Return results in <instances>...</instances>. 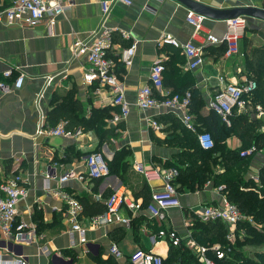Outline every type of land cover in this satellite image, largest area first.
I'll return each mask as SVG.
<instances>
[{
    "label": "crops",
    "instance_id": "1",
    "mask_svg": "<svg viewBox=\"0 0 264 264\" xmlns=\"http://www.w3.org/2000/svg\"><path fill=\"white\" fill-rule=\"evenodd\" d=\"M103 1L107 0H75V6L63 13L50 31L44 26L26 29L0 24V76L8 70L15 75H24L21 89L0 97L2 174L6 178L14 175L21 177L27 195L17 205L16 219L33 225L44 236L39 245L8 244V252H0L3 259L21 257L28 264H97L98 259L111 258L115 264H130L129 256L140 249L165 260L170 248L169 233L180 239L188 260H191L189 255L197 259L196 249L203 245L198 243L195 234L202 229V224L208 223L200 219L199 213L204 206L219 205L224 195L217 191L224 186L222 178L217 176L214 178L220 180L208 179L193 188L183 186L179 189V185L174 184L180 207L168 209L165 220L158 221L151 217L146 207L151 195L161 190L162 182H147L135 172L134 165L141 163L147 169L155 166L171 170L175 174L174 180L177 178V166L181 165L179 158H192L191 150L183 147V130L197 142V134L206 130L203 120L212 113L217 115L208 104L223 86L219 78L240 83L250 74L246 69L247 62L253 60L257 51L264 50V21L244 17L245 27L238 43V56L227 59L222 45H207L204 47L203 66L188 70V60L180 50L160 44L163 36L169 35L180 44L192 42L202 46L207 34L221 38L226 32L227 21L205 18L201 30L196 32L185 19L186 13L191 10L177 0H131V5H114L105 22V27L112 32L109 57L115 60L116 65L119 64L116 73L125 90L129 114L125 120L112 125L109 121L118 108L112 106L109 90L98 82L85 84L83 76L88 69L87 63L84 58L75 56L73 49L74 42L86 40L98 28L100 3ZM193 1L222 11L248 7L264 9V0ZM9 3L10 0H0V10ZM133 44L132 64L125 68L118 59L120 53ZM173 52H178L180 56L170 65L178 74L174 79L182 80L184 74L189 76L186 84L182 86L181 83V89L190 94V112L197 132L187 130L172 112L159 109L141 111L136 106L137 92L150 84L152 64L161 59L165 67V63L172 61ZM49 77L53 81L47 87L45 79ZM164 88L172 93L177 91L168 85ZM262 91L264 94V88ZM39 95L42 96L37 102ZM65 95H71L79 103L80 115L86 120L92 117L93 111L108 115L103 119L107 135H100L96 128L86 131L77 128L81 136L75 139L36 136L35 130L41 118L47 125L55 126L49 121L48 114L57 104V99ZM153 96L161 98L155 91ZM191 98L194 102L192 109ZM259 103L254 95L243 108L234 109L229 118L230 124L223 122L218 115L216 117L221 135L219 145L229 153L237 152L243 146L240 137L228 133L234 119L260 122L256 130V151L244 159L247 171L241 173L240 189L257 194L261 199V191L264 190L261 178L264 168V119L257 117L255 106ZM151 120L158 124L160 130L149 125ZM94 151H101L108 161L110 171L107 176L84 182L76 179L64 183L60 181L69 172L84 176V157ZM186 152H189L188 156ZM182 154L185 156L182 157ZM172 164L173 167L168 166ZM212 170L215 175L223 179L226 177L221 165L212 167ZM60 192L70 195L80 204L82 209L78 221L85 230L83 236L71 230L66 204L57 195ZM114 192H124L129 199L140 203L141 209L134 212L124 206L121 208V213L130 219L128 227L121 224L94 227L90 219L101 214L96 213L99 210L96 206L101 205L104 209L105 199ZM243 217L233 227L223 223L226 241L244 258L254 259L256 254L264 253V247L245 244L243 238L250 229L251 238L261 239L264 221L249 215ZM112 244L118 247L121 258L116 259L109 253ZM214 245L219 244L204 247Z\"/></svg>",
    "mask_w": 264,
    "mask_h": 264
},
{
    "label": "built area",
    "instance_id": "2",
    "mask_svg": "<svg viewBox=\"0 0 264 264\" xmlns=\"http://www.w3.org/2000/svg\"><path fill=\"white\" fill-rule=\"evenodd\" d=\"M116 4L131 5V0H107L100 3V24L88 38L84 41H76L73 44L75 56L85 59L88 69L83 79L85 84L91 85L98 82L100 86L107 88L111 95V104L118 108L109 123L118 124L125 120L129 114V104L125 100L124 87L119 81L116 73V62L109 57L112 48L111 30L105 27L107 17ZM75 6V0H10L7 7L0 10V24L5 27L18 26L31 29L44 26L49 31L55 27L57 19L66 11ZM186 22L199 32L205 21V17L196 14L193 11L186 13ZM226 32L221 38L207 34L205 43L202 46L195 45L192 42L180 44L169 35L163 36L160 44L172 46L187 58L188 70H195L204 64V47L207 45H225L224 57L229 59L239 54V40L243 35L245 27V18L238 17L228 20ZM135 53V44L123 50L120 53L118 62L123 67H129L132 64V57ZM164 66L161 59L156 60L149 71V86L140 89L137 92L136 106L141 111L149 109L167 110L178 116L184 127L197 132L193 123V117L190 112V94L172 93L163 86ZM53 81L52 77L45 79V85L48 87ZM220 87L215 96L210 100L208 107L213 110L223 122L230 124V116L234 109L243 108L247 101L258 89V84L254 79L245 77L240 83L226 82L224 77L219 78ZM24 75L13 74L11 71H5L0 76V97L22 88ZM157 92L161 98H155L153 93ZM42 95H39L38 100ZM255 110L258 118L264 119L262 106L256 105ZM149 125L155 130H160L158 124L149 121ZM36 136L44 138L61 137L65 139H75L81 136L79 130L70 131L65 128L64 123H59L52 128L41 118L36 130ZM198 146L208 151L213 149L214 141L210 133L201 131L197 134ZM256 151L254 146L240 152V157L252 156ZM86 174L84 176L75 175L69 172L60 179L62 183L76 179L79 182L86 180H96L109 174L108 161L101 151H94L84 157ZM134 170L141 175L147 182L161 181V190L151 195V200L146 207L151 217L158 221L166 218V211L171 208H179L180 202L178 192L173 184L175 174L171 170H164L159 167L150 169L145 168L141 163H135ZM224 187H219L217 191L222 193ZM27 195V190L22 186V179L19 175L6 178L2 174V165L0 163V243L15 244L19 246H32L42 238L37 229L31 224L18 222L17 205L19 201ZM66 204V211L71 219V230L77 232L80 236L85 233L84 228L79 225L78 217L81 213V206L70 195L65 192L57 194ZM105 211L90 219L94 227L101 228L112 224H121L128 227L130 219L121 213L124 206L127 210L138 211L141 204L131 201L124 192H114L104 202ZM199 217L203 222L220 221L227 226L233 227L243 220V214L239 208L231 203L226 196H221V201L217 206H204ZM168 237L173 246H177L180 239L174 234L169 233ZM0 252L7 253L8 250L0 245ZM109 253L116 259L121 258L122 254L116 244H112ZM211 253L214 257H210ZM198 264H217L216 260H229L233 254V246L214 245L210 248L199 246L196 249ZM130 264H163L162 258L152 252L136 250L129 256ZM0 264H28L21 257L13 259H3L0 255ZM234 264H242L238 261Z\"/></svg>",
    "mask_w": 264,
    "mask_h": 264
},
{
    "label": "trees",
    "instance_id": "3",
    "mask_svg": "<svg viewBox=\"0 0 264 264\" xmlns=\"http://www.w3.org/2000/svg\"><path fill=\"white\" fill-rule=\"evenodd\" d=\"M223 53L226 50L225 45H222ZM175 60H179L180 56L178 52H173L172 61L165 63L164 72H163V86H171L177 89L174 90V93H184L185 89L182 90L181 87L186 84L189 80V76L184 74L182 76V81L180 79H174L175 75H178L175 71V68L170 66L171 63ZM119 64L116 65L118 68ZM246 69L250 71V74L247 75L248 78L254 79L258 84V89L255 91L253 96H257V101L262 104L264 108V94L262 89L264 88V50L257 51L251 62H247ZM174 79V80H173ZM183 82V83H182ZM167 83V85H166ZM182 83V86H181ZM57 104H55L48 114L49 121L53 122L55 125L60 121H66L65 126L68 130L74 131L77 128H81L86 131L89 129L96 128L100 135L106 136L108 129L104 130L103 119L108 117V115H103L99 111H93V115L90 119H85L80 115L79 103L72 99L71 95H65L59 97ZM194 102L191 98V109ZM217 115L214 113L210 117L205 118L203 122L206 125V130L211 134L214 147L211 150L204 151L199 146L198 143L193 140V137L189 135L185 130H183L185 137L183 136V147L187 150H191L190 156L192 158H179L181 165L177 166L178 176L173 181V184L179 185V189L183 186L193 188L195 186H200L204 184L208 179H215L214 176L222 178L224 189L222 193L227 197V199L235 204L243 215H249L253 219H261L264 221V190L261 191L263 198H259L257 194L252 192L245 193L240 189V184L242 182L241 173L247 171L246 164L244 159L240 158V152L243 149H248L251 146H256L258 134L256 133L257 128L260 125V122L250 121L246 119V122H242V119L237 118L233 121V126L228 130V133H234L243 141L242 148L234 153L226 152L222 146L219 145L220 136L218 131V120ZM98 126V128H97ZM181 141V140H180ZM186 156L189 155V152H186ZM88 155V154H87ZM182 157L185 154L181 155ZM109 165V164H108ZM182 165H185L181 167ZM221 165L224 168V174L226 177L223 179L222 176L215 175L212 170V167ZM110 166V165H109ZM172 166V165H168ZM165 165L166 168H169ZM261 178L264 181V168L261 170ZM220 178L215 179L214 181L220 180ZM99 180V179H96ZM98 205V204H97ZM96 206L99 210L96 211L103 213L104 209ZM86 213V212H84ZM90 213V212H89ZM91 214V213H90ZM220 221L208 222L202 224L200 231L195 234L196 240L203 246L212 245L213 243H218L220 246H226L229 243L226 241V230L223 227L224 224ZM242 224V223H240ZM251 230L247 229L245 233L244 242L245 244L250 245H261L264 247V232H262L261 239L251 238ZM186 250L182 246L180 241L177 246H173L170 242L169 254L168 257L163 261V264H197V259L194 256L189 255L191 260H188L186 257ZM189 254V253H188ZM210 257H214L211 253H208ZM257 258L249 259L244 258L241 254L236 251V248L233 247V254L229 260L221 261L216 260L217 264H234L235 262H242V264H264V253L256 255ZM193 259V261H192ZM261 259V262L258 260ZM97 264H115L108 258L107 260L96 261Z\"/></svg>",
    "mask_w": 264,
    "mask_h": 264
},
{
    "label": "water",
    "instance_id": "4",
    "mask_svg": "<svg viewBox=\"0 0 264 264\" xmlns=\"http://www.w3.org/2000/svg\"><path fill=\"white\" fill-rule=\"evenodd\" d=\"M187 9L207 19L228 21L238 17H250L264 21V9L259 8H237L230 11L215 10L193 0H177Z\"/></svg>",
    "mask_w": 264,
    "mask_h": 264
},
{
    "label": "rangeland",
    "instance_id": "5",
    "mask_svg": "<svg viewBox=\"0 0 264 264\" xmlns=\"http://www.w3.org/2000/svg\"><path fill=\"white\" fill-rule=\"evenodd\" d=\"M169 91H170V90H169ZM170 92H172V91H170ZM173 93H174V92H173ZM258 105H259V104H258ZM65 122H66V121H63V120L60 121V123H64V124H66ZM58 124H59V123H58ZM58 124H56L55 126H50V127L54 128V127H56ZM65 128H66V126H65ZM66 129H67V128H66ZM67 130H68V129H67ZM108 166H109V165H108ZM109 171H110V169H109ZM126 196H127V195H126ZM108 198H109V196L105 199V201H106ZM130 200L133 201V199H131V198H130ZM150 200H151V198H150ZM243 219H244V217H243ZM79 225H80V223H79ZM80 226H81V225H80ZM81 227H82V226H81ZM82 228H83V227H82ZM38 233L42 236V238L37 242V244L39 245V243L42 242V241L44 240V236L41 234V232L38 231ZM0 245H2L4 248H6V246H7V244H5L4 242H3V243L1 242ZM256 255H258V254H256ZM255 258H257V256H255ZM258 260L261 262V259H258Z\"/></svg>",
    "mask_w": 264,
    "mask_h": 264
}]
</instances>
